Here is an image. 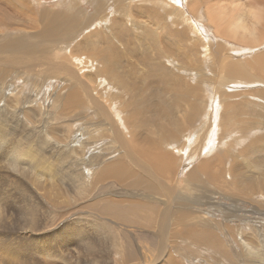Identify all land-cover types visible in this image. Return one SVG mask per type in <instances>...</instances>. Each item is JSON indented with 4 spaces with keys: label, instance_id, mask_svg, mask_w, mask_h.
Returning <instances> with one entry per match:
<instances>
[{
    "label": "rangeland",
    "instance_id": "rangeland-1",
    "mask_svg": "<svg viewBox=\"0 0 264 264\" xmlns=\"http://www.w3.org/2000/svg\"><path fill=\"white\" fill-rule=\"evenodd\" d=\"M97 2L0 0V49L4 51L0 57V264H153L160 256L159 264H264V110L258 109L260 128L247 126L244 137L232 112L239 97H230L235 91L245 94L241 95L246 103L242 97L240 106L248 118L252 106L247 103L264 107V62L259 68L251 65L257 56H264V37L261 43L249 45L218 30L209 19L213 0H110L111 7L105 0ZM26 5L54 12L82 11L74 13L77 24H60L61 38L46 41L50 31L45 21L20 15L28 12ZM122 9L131 12L122 14ZM96 15L97 23L91 21ZM55 30L57 34L59 28ZM95 31H102V36H95ZM22 36L26 49L3 48L6 39ZM89 41L119 54L124 62L118 73L136 82L108 79L113 72L110 63L102 64L92 58L91 50H84ZM55 43L66 46L68 54H49L48 50L56 51ZM115 45L118 50L112 48ZM169 46L175 52L166 60ZM43 51L46 57L40 55ZM228 55L231 59L222 67L221 60ZM236 59L249 63V76L252 82L259 80L257 84L238 83L236 76L220 79ZM159 61L179 82L153 81ZM177 84L184 87V95L175 89ZM90 92L101 107H109L110 101L122 114L146 112V123L135 118L130 125L140 131L148 125L150 142L159 154L165 145L158 131L177 144L173 168L159 160L158 173L173 175L182 186L176 197L182 213L168 217L163 228L155 223L156 232L148 227L147 214L163 215L162 207H146L132 197L125 203L109 200L127 192L113 184L116 178H103L99 170L126 159L128 148L113 129L126 134L128 128L120 127L115 110L114 122L91 106ZM223 100L230 103L214 121L212 114ZM221 118H228L230 124L224 125ZM213 127V143L195 152L192 164L199 168L193 173V167H185L178 147L199 145ZM23 145L26 154L22 160L15 159L12 154ZM130 171L126 165L124 175ZM184 200L191 204L185 205ZM182 227L210 230L213 238H206L205 247L182 233Z\"/></svg>",
    "mask_w": 264,
    "mask_h": 264
},
{
    "label": "bare ground",
    "instance_id": "bare-ground-1",
    "mask_svg": "<svg viewBox=\"0 0 264 264\" xmlns=\"http://www.w3.org/2000/svg\"><path fill=\"white\" fill-rule=\"evenodd\" d=\"M97 1L98 0H91V5H95V3H98ZM263 1L264 0H226L225 3L224 2L222 3L221 0H213V4H211V7H210V16H209L210 22H212L217 27L218 30L222 31L223 33H225L227 36H229L230 38H232L235 41H238V42H241V43H245V44H249V45H254V44H257V43H261L263 41V37H264V34H263L264 28H262V25H263L262 23H264V2ZM105 2H106V4H107L108 7H111L112 6L111 4H109L110 3V0H105ZM103 4H104V2H103ZM27 7H28V12L27 13L26 12H20V15L23 16V17H26V18L27 17L28 18H32V19H34V21H36L38 17L42 18L45 21V23H46L47 29L50 31L49 33L46 34V37H45V40L46 41H50L52 39H55L58 36H59V38H61L62 37V35H61L62 33L60 34L59 32L61 31V29L63 27L61 26L62 27L61 28L60 27V24L62 22H70V23L72 22L74 25L77 24L78 21H79L78 20L79 17H77L74 13L80 14V11H82V8H81V9H76L74 11H71V10L70 11H67L65 9V10H62V11H59V12H54L53 10H47V9L43 10L41 8H40L41 10H38L37 8L39 6H36V7H29V6H27ZM108 9L110 10V8H108ZM142 10H145V8L142 7ZM126 11L127 10H123L122 9L120 11V13L125 14L123 12H126ZM130 12L131 11H128L126 13H130ZM172 13H174V12L172 11ZM111 14L112 13L108 14L107 15V18H109L111 16ZM157 14L160 16V18L163 16L162 12H159ZM179 15L181 17L182 14H179ZM94 17H93L94 19H91V21H93V22L98 21L97 18H99V17L97 15L94 16ZM117 18H119V17H117ZM112 19H114V18H112ZM52 21L55 22L56 25H53L52 24ZM258 24L260 25V27H257ZM61 25H64V24H61ZM57 27L59 28V31H57V34H56L55 28H57ZM106 27H108V26H106ZM190 27H192V25H190ZM86 28H87V25H86ZM71 31H72V29H71ZM61 32H63V31H61ZM101 32L102 31H95V36L96 35L102 36V33ZM109 32H111V31H109ZM147 33H148V31L146 32V34ZM184 34H187V32H185ZM108 35H110V34H108ZM148 35L150 36L152 34H149L148 33ZM24 38L25 37L22 36V37H17V38H13V39H6L5 40V46L3 48L6 49L7 51H10L12 48H16L18 50L19 49H26L27 48V43H25V39ZM98 40L99 39L97 38V41ZM97 41H95V42H97ZM170 41H172V40H170ZM86 42H88V41L86 40ZM129 42H130V40H129ZM60 44L61 43H55L53 46H55V50L56 51L48 50V53L51 54V55H53L55 52H62L63 54L67 55L68 54L67 53L68 51L66 49V46L61 47ZM155 44H156V41H155ZM165 44H167V43H165ZM110 46H112V45H110ZM116 47H118V46L115 45V47H112V48H115L116 49ZM129 47L130 46H128V48ZM166 47H168V46H166ZM217 47L218 46H216V48ZM132 48H133V46H132ZM161 48L162 49H166L165 47L164 48L161 47ZM92 49H94V50H92ZM120 49H121V47H120ZM74 50H76V49H74ZM84 50H91L93 52L92 58L93 59L94 58L100 59V62L102 64H108V63H110V66H111V69H112L113 72H111L109 74V76L107 77L108 79L109 78H112V80H113L116 77V79L113 80V81L131 82V84H134L136 82V81L132 82L130 80L131 77H125V78H129V80L128 79H124V76H128V75L125 74L123 76L122 75L123 73L122 74L121 73H118V69L121 66H123V62H124V59L122 57L118 56L119 54L118 55L116 53L113 54V51H111L110 49H105V48L100 47L98 45L96 47V45L94 44V41H89L88 46L87 47H84ZM116 50H118V48ZM161 50H159V51L161 52ZM91 51H90V53H92ZM142 51L144 52V49ZM82 52H83V50L82 51L81 50H78L77 51L78 54H80ZM118 52L120 53V51H118ZM127 52H129V51H127ZM173 52H175L174 51V47L173 46H169V51H167V53H166L167 55H166L165 59L167 60V56H172L173 55ZM148 53H149L148 50H146V54H147L146 55V58H148ZM1 54H4V51H2L0 49V57L2 56ZM20 54H22V53H20ZM123 54H126V53H123ZM40 55L42 57H46L47 56V53L44 52V53H42ZM179 57L181 58V56H179ZM144 58H145V56H144ZM67 59L70 60V62H72V63H76L77 62V59H75V58H72L71 59V58H69L67 56ZM229 59H231V56L228 55L225 59H222L221 60L222 67L224 66L225 62H227ZM236 60H237V63L236 64L228 65L225 68V70H224L225 73L224 74L221 73L220 79L225 80L226 77L236 76V77L239 78L238 83L239 82H246V85H251V86L253 85L251 83H256L257 84V82H259V80L258 81H255V82H252V79L249 76V69H250L248 67V66H250L249 63L242 62L239 59H236ZM263 62H264V56H257L252 61L251 65L253 64L255 67L257 66L256 68H259L258 66H260L261 64H263ZM201 63H202V61H201ZM202 65H204V63ZM156 67H157V69L158 68H160V69L158 70V74L156 75L155 80H153L154 82H156V83H162V84H166L167 85L169 83L178 81L179 78L176 75L174 76V78H171L170 75L167 73L169 67H167L166 64L163 65L159 61V62L156 63ZM262 70H264V69H262ZM170 71H172V70H170ZM260 71H261V69H260ZM172 76H173V73H172ZM135 78H137V77H135ZM140 79L141 78H139V80ZM137 82H139V81H137ZM247 82H250V83H247ZM142 83L144 84V82H142ZM29 84H31V82H29ZM131 84H125L124 86L125 87L126 86H130ZM175 89L179 90L180 96H182V95H184L186 93L185 90H184V87L182 85L177 84V87ZM116 90H119V89L117 88ZM134 90L137 91L136 89H134ZM115 92H118V91H115ZM236 92L237 91L230 93V97H233V98L234 97H239L238 98V101L235 102L236 105L233 108L232 112L236 114L235 119L238 120V122H236L237 128L240 130L241 135L245 137L249 133V130L246 129L247 126H250L251 129L255 130V129H259L260 126L262 125L261 124L262 119L257 114L261 111L260 109H263L264 110V107H260L259 103L257 104L256 102H253L252 101L253 102L252 103V102H249L248 101L249 102V103H247V107L248 108H249V106H252V107L257 106L256 109L257 110L259 109L260 111L258 110V112H256V115H253L252 113H254L255 110H254V108L252 110V107H251V112L248 114L249 115V118L248 117H245L244 116L245 114H243V111H246V110L245 109L243 110L241 108V106H240V102L242 101L241 98L245 94L243 95L242 92H237V94L234 96V94ZM244 92L247 93L246 91H244ZM40 93H42V92H40ZM255 93H253V94H255ZM249 94H250V91H249ZM256 94H258V93H256ZM88 95L90 96V104H91V106H93V107L95 106L94 108H97L98 109V110L97 109H94V110H97L98 112H102V114H104L103 115L104 118L107 119V120L109 118H111L114 122L116 120H119L120 121V127L122 129L128 128L126 134H123L119 130L113 129V131L118 135V138L124 144H126V146L128 148V153H127L126 159L123 162H116L115 164H107L105 166H102L100 168V170H99V173H100V175L103 178H116L117 181L114 182L113 184L119 186L123 190L125 189L126 192H127V193H123L118 198L109 197V200L110 201H116V202L125 203V202H127L132 197L137 202H144L146 204V207H155V208L158 207V206L162 207L164 209V211H165V213L163 215H159V214H156V213L154 215L147 214L148 217H149V223H150L148 227L154 228V232H156V230H155V223L158 222L160 228H163V227H165V223H166L168 217L179 216L182 213V205L179 204V203L177 204V202H176L177 193L182 188V186L178 184V182L176 181V179H174V176L173 175H170V174H167V173H164V174H161V173L159 174L158 173V161L159 160H161V162L165 166H167L169 168H173V162L175 160V152H176V149L175 148H176V145L177 144L173 140H171L170 138H167L162 131H158L157 134L162 137V139L164 141V145H165L163 152L161 154H159L156 151V149L154 148V146L156 144L154 142H150V140L152 139V137L148 134L150 132V130H148L147 128H145L148 125H145V127L142 129V131H140L138 128L135 129V127L133 128L130 125V120L132 121L135 118L142 119L143 122L146 123L147 120H148V118L145 117L146 112H144V111H140V112H128V111H126L124 114H122L121 111L118 110L119 106H117L115 103L109 101V103H110V106L109 107L110 108L107 107V105L104 108V107H101L100 106L101 103L99 105L97 103L96 99L94 100V97H96V96H93V94L91 92L88 93ZM250 95L252 97V94H250ZM261 96H262V98H264V91H263V93H261ZM254 97H255V95H254ZM98 99H99V102H100V98H98ZM246 99H244V97H243V100L244 101H242V102L246 103ZM155 101H158V100L155 99ZM229 103L230 102H226L225 100H223L217 107H215V108H217L219 110H216L217 112H214L212 114V117H213V120L214 121L219 117L221 111L227 110V107H228ZM74 108H76V106L72 107L71 110H73ZM114 110H115V113H116L115 114L116 120L113 118L114 115H112V111H114ZM1 116H2V114H1ZM220 120H221V122L224 125L230 124V120L228 118H221ZM258 123H260V126L258 125ZM6 129L9 130L10 128L7 127ZM145 129H146V132L144 133V130ZM241 129H243V130H241ZM153 132H155V131H153ZM11 133H13V132H11ZM14 133L17 134V132H14ZM215 136H216V128L213 127L212 131L209 134H204L202 136V138L200 140L201 142H200L199 145H197V146H190L188 148H185V150H183L182 147H178L179 152H181V154L184 156L183 160H185V167H189V166H191V168L193 167L192 168L193 171H191V172L197 173V170L199 168L198 165L197 166H193V164H192V163H195V161H196L195 152L196 151H200L201 148L204 147V145H206V147H207L211 143H213ZM144 140H146V142H148L146 145L143 144V141ZM25 145H23V147H21V149H18V150L16 149L17 148L16 146H15L16 148L14 147L16 149V151L12 154V156H14L15 159L16 158H21L23 156V154H26L25 151H27V150H24ZM30 147H31V145H30ZM31 149L35 150L34 148H31ZM14 150H12V151H14ZM28 150H30V149H28ZM29 157H31V156H29ZM21 160H22V158H21ZM126 165H129L130 168H131L130 174H128L127 176L124 175ZM18 169H20V168H17V170ZM11 170H13V169H11ZM20 177H22V176H20ZM190 178H191V175L189 174L186 179H190ZM93 179H95V183L94 184L98 185L97 178L96 177H93ZM263 187H264V184H263ZM184 202H185V205H187V206L191 204L190 202H186L185 200H184ZM107 216L109 217L110 215H107ZM109 218L111 220H114V221H117V222H121L118 217L111 218V216H110ZM37 229L38 228H36V230ZM180 231L182 233H185L187 237H190V238L193 237L192 240L195 239L199 243L204 244L205 247H206V238H213V237H211L209 235L210 230H205V229H202V228L182 227ZM33 232H34V230H33ZM30 233H31V231H30ZM149 236H151V235H149ZM195 236H197V238ZM190 238H183V240L186 242ZM162 249L165 250L166 248L163 246ZM204 256H207V255L204 254ZM160 259H162V256L157 257L153 264H159L160 263Z\"/></svg>",
    "mask_w": 264,
    "mask_h": 264
}]
</instances>
